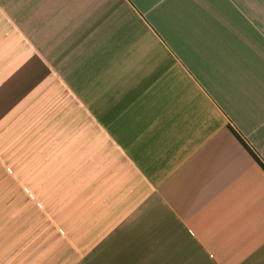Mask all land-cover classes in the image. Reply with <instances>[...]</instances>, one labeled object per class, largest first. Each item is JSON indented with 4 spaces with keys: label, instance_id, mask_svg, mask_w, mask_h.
<instances>
[{
    "label": "crops",
    "instance_id": "1",
    "mask_svg": "<svg viewBox=\"0 0 264 264\" xmlns=\"http://www.w3.org/2000/svg\"><path fill=\"white\" fill-rule=\"evenodd\" d=\"M229 125L264 163V0H0V264L23 190L55 264H264Z\"/></svg>",
    "mask_w": 264,
    "mask_h": 264
},
{
    "label": "rangeland",
    "instance_id": "2",
    "mask_svg": "<svg viewBox=\"0 0 264 264\" xmlns=\"http://www.w3.org/2000/svg\"><path fill=\"white\" fill-rule=\"evenodd\" d=\"M30 196L24 190L22 193L16 192L11 195L16 205L13 235L14 264H55L57 260H62L56 258L57 253L69 250V244L64 241L62 227L55 222V211L40 209L38 203L41 201L37 198L38 195L35 196L36 199H31ZM28 204L31 207L30 220L23 221L22 207ZM3 213L5 211L0 209V225ZM64 262H69V258L59 264Z\"/></svg>",
    "mask_w": 264,
    "mask_h": 264
},
{
    "label": "trees",
    "instance_id": "3",
    "mask_svg": "<svg viewBox=\"0 0 264 264\" xmlns=\"http://www.w3.org/2000/svg\"><path fill=\"white\" fill-rule=\"evenodd\" d=\"M229 129L233 132V134L242 143V145L246 148V150L254 157V159L264 169V163L260 160V158L256 155V153L251 149V147L243 140V138L235 131V129L231 125H229Z\"/></svg>",
    "mask_w": 264,
    "mask_h": 264
}]
</instances>
